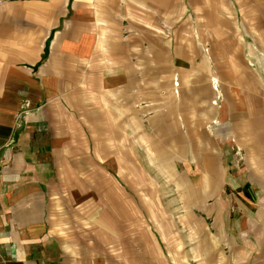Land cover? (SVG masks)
<instances>
[{
    "label": "crops",
    "instance_id": "crops-1",
    "mask_svg": "<svg viewBox=\"0 0 264 264\" xmlns=\"http://www.w3.org/2000/svg\"><path fill=\"white\" fill-rule=\"evenodd\" d=\"M253 10L264 0H0V264H264V209L227 227L232 211L205 207L223 149L264 169V83L233 62L253 57ZM173 186L201 218L165 210Z\"/></svg>",
    "mask_w": 264,
    "mask_h": 264
},
{
    "label": "rangeland",
    "instance_id": "rangeland-1",
    "mask_svg": "<svg viewBox=\"0 0 264 264\" xmlns=\"http://www.w3.org/2000/svg\"><path fill=\"white\" fill-rule=\"evenodd\" d=\"M226 12V11H225ZM246 12L245 11H227V14L229 16H235L238 18H244L241 17L242 15L244 16ZM252 18L254 19V23L256 22V19L261 17L264 18V11L261 10H253L249 13ZM246 33H249V35H253L254 41L252 43L253 49L249 47V54L253 53V57L251 59L247 58L244 53L243 58H237V63L236 59H233V62L237 65H241V63L250 69H252V74L253 77L256 79L258 82L264 83V21H262L261 24H254L253 25V32H251L250 27H245ZM245 29H242V34L240 37L246 39L250 38L249 36H245L244 31ZM257 39V40H256ZM240 47L242 51L244 52L246 50V41L243 40L240 42ZM252 60L253 63L249 60ZM228 61V59H226ZM231 60V59H230ZM249 69V70H250ZM263 85V84H262ZM242 125L244 123H241ZM243 141V140H242ZM242 145H235L234 147H231L230 149H223L221 152V158L223 161V166H224V171L226 173V185H224V188H222V192L215 197L214 199H211V201L205 203V207H212V204H215L216 209H220L221 211H224L226 214L229 211H232L233 217L230 218H224L226 226H234L238 225L239 227L242 226V223H239L240 221L243 220V215H254V211L257 208L264 209V196H262L263 192L260 189V186H255L251 187L250 186V180L254 181L255 176L259 175L260 177L264 178V169H258L256 168L258 164H256V153L253 149H249V153L253 155V158L250 159L249 161V168L245 164V147L243 143ZM225 150V151H224ZM224 154V155H223ZM259 158H261V155H257ZM251 157V156H250ZM264 165V164H263ZM256 169V170H255ZM192 172V170H190ZM264 190V187H262ZM166 195H168V198L171 200H168L165 202V210L170 212H173L174 215H176L175 211L176 210H186V208L189 209V211L193 212L196 214L198 217L201 218L203 216V211L204 208L201 206L198 207L199 202L195 203L197 199L195 198V201L193 200V197L196 195L191 194L189 195V200H188V205H186L185 202H180L176 201L175 198L177 197V191L175 187H169L165 191ZM193 196V197H192ZM162 206L158 204L157 211L162 210ZM246 210L248 211L246 213ZM206 211V210H205ZM253 211V212H251ZM249 213V214H248ZM163 221L165 219H169L168 216L166 215L165 218H162ZM174 224L180 222V218H174L171 219ZM190 223L189 225L192 224V218L189 219ZM157 221H161V218H157ZM156 221V222H157ZM213 219L212 218H206V227H211ZM156 223L158 226L159 223ZM238 223V224H237ZM196 224V223H194ZM222 225L224 226L223 222ZM191 251H189V256H204V252L201 250V252L196 251L194 247L189 248Z\"/></svg>",
    "mask_w": 264,
    "mask_h": 264
}]
</instances>
